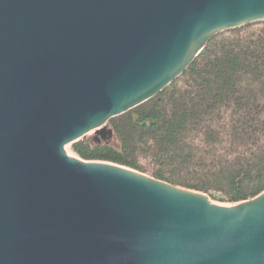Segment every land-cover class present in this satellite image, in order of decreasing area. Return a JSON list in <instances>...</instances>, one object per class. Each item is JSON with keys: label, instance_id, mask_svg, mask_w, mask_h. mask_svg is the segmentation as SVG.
I'll return each instance as SVG.
<instances>
[{"label": "water", "instance_id": "1", "mask_svg": "<svg viewBox=\"0 0 264 264\" xmlns=\"http://www.w3.org/2000/svg\"><path fill=\"white\" fill-rule=\"evenodd\" d=\"M264 0H0V264H264L232 205L65 149L164 91Z\"/></svg>", "mask_w": 264, "mask_h": 264}, {"label": "trees", "instance_id": "2", "mask_svg": "<svg viewBox=\"0 0 264 264\" xmlns=\"http://www.w3.org/2000/svg\"><path fill=\"white\" fill-rule=\"evenodd\" d=\"M72 144L106 161L235 204L264 191V21L213 37L164 91Z\"/></svg>", "mask_w": 264, "mask_h": 264}, {"label": "rangeland", "instance_id": "3", "mask_svg": "<svg viewBox=\"0 0 264 264\" xmlns=\"http://www.w3.org/2000/svg\"><path fill=\"white\" fill-rule=\"evenodd\" d=\"M95 135H96V134H95V131H92V132H90V133L87 135V137L93 139ZM97 136H98V135H97ZM65 149H66V151H67V153H68L69 155H71V156H77V157H78L77 153L73 150L72 144H66V145H65ZM213 201H214V200H213ZM214 202L217 203V204H222V205H232V204H230V203H222V202H218V201H214Z\"/></svg>", "mask_w": 264, "mask_h": 264}]
</instances>
